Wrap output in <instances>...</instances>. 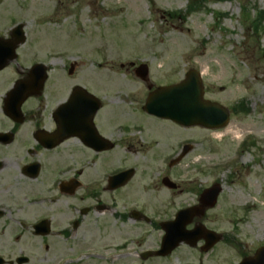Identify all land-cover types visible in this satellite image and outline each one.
I'll return each mask as SVG.
<instances>
[{
	"label": "flooded vegetation",
	"instance_id": "obj_1",
	"mask_svg": "<svg viewBox=\"0 0 264 264\" xmlns=\"http://www.w3.org/2000/svg\"><path fill=\"white\" fill-rule=\"evenodd\" d=\"M15 30L0 29V264H261L264 243L216 250L226 236L207 226L200 198L174 240L176 211L140 191L145 176L123 156L142 132L132 92L118 96L79 53L50 55Z\"/></svg>",
	"mask_w": 264,
	"mask_h": 264
},
{
	"label": "rangeland",
	"instance_id": "obj_2",
	"mask_svg": "<svg viewBox=\"0 0 264 264\" xmlns=\"http://www.w3.org/2000/svg\"><path fill=\"white\" fill-rule=\"evenodd\" d=\"M204 1L190 9L198 0H0V29L24 22L33 45L42 42L40 49L55 56L79 53L81 68L99 72L101 84L112 83L118 96L131 91L129 107L142 132L123 156L145 176L140 191L146 186L160 206L177 214L220 183L218 203L205 217L209 228L226 236L216 250L250 251L264 243L252 204L264 203V21H257L264 0ZM129 63L148 64L155 86L177 84L196 69L206 98L231 110L230 122L187 128L150 116L141 108L148 90ZM230 125L240 137L219 138ZM184 144L193 150L170 167ZM165 174L179 192L164 187ZM249 178L256 192L247 190ZM237 190L248 205L229 198Z\"/></svg>",
	"mask_w": 264,
	"mask_h": 264
},
{
	"label": "water",
	"instance_id": "obj_3",
	"mask_svg": "<svg viewBox=\"0 0 264 264\" xmlns=\"http://www.w3.org/2000/svg\"><path fill=\"white\" fill-rule=\"evenodd\" d=\"M24 24L17 27L22 29ZM23 31H20V33ZM15 33H18L16 30ZM14 51V48H13ZM144 79L148 78L149 69L147 64H141L136 68ZM144 109L157 117L171 119L176 123L187 127L192 125L204 126L207 128L225 127L229 123L231 111L217 101L205 98V89L200 73L195 69H190L185 79L179 84L169 86H159L153 90L147 98ZM191 149L186 145L182 157ZM181 157V158H182ZM180 158V159H181ZM178 159V160H180ZM174 161L172 162V164ZM171 164V165H172ZM168 182L169 180H165ZM219 185L212 186L202 194V203L207 206H214L218 201V195L221 192ZM194 213L193 208H187L178 213L175 223L172 225L174 231V240L180 236L179 230L186 220L191 219ZM190 237L193 233L189 234ZM264 248L260 249L258 261L263 264Z\"/></svg>",
	"mask_w": 264,
	"mask_h": 264
},
{
	"label": "bare ground",
	"instance_id": "obj_4",
	"mask_svg": "<svg viewBox=\"0 0 264 264\" xmlns=\"http://www.w3.org/2000/svg\"><path fill=\"white\" fill-rule=\"evenodd\" d=\"M161 67H164V65H161ZM203 74H205V72L203 71ZM226 133L224 135H220L219 138L226 136V134H233L234 138L237 139L240 137L241 132L237 129V126L234 127L232 125L228 126L226 128ZM249 178V184H248V188L247 190L250 192H256L255 186L250 182ZM164 191H161L160 193L162 194ZM229 198L236 199L237 201H239L240 205H248L250 203L249 199H245V197L243 196V194L241 193V191L237 190L236 193L231 194L229 196ZM234 202V201H232ZM254 208H255V215L254 218L257 221V226L260 232L263 231L264 228V203H262V205H259L258 201L255 199L252 202Z\"/></svg>",
	"mask_w": 264,
	"mask_h": 264
},
{
	"label": "trees",
	"instance_id": "obj_5",
	"mask_svg": "<svg viewBox=\"0 0 264 264\" xmlns=\"http://www.w3.org/2000/svg\"><path fill=\"white\" fill-rule=\"evenodd\" d=\"M194 8V5L192 4L191 6H190V9H193ZM262 13H264V11H262ZM262 16L261 15H258V18H257V21L258 22H260V21H264V18H261ZM255 21V23L257 22L256 20H254Z\"/></svg>",
	"mask_w": 264,
	"mask_h": 264
}]
</instances>
